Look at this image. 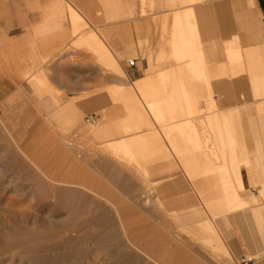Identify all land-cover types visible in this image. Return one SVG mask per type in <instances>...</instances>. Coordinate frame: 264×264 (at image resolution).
<instances>
[{"label": "rangeland", "instance_id": "1", "mask_svg": "<svg viewBox=\"0 0 264 264\" xmlns=\"http://www.w3.org/2000/svg\"><path fill=\"white\" fill-rule=\"evenodd\" d=\"M51 4L53 9H68L74 32L68 35L66 41L63 35L52 34V43L62 48L53 50L52 55L43 62L55 63L63 58L59 65L67 64L68 76L67 82L62 81V84H67L68 95H77L68 99V105L71 103L75 107H80L85 101L98 100L100 101L99 111L85 113L81 122H71L67 115L61 112L44 113L40 107V101L46 96L50 97L56 105L60 103V92L57 88L59 82L50 81L44 68L36 74H19L16 71L13 73L15 81L12 84L19 91V96L5 103L0 102L2 110L0 116V254L3 264L38 263L35 260L39 258V253H32L16 245L19 239L16 232H31L29 237L33 235L36 237L39 234L41 237L49 235V237L53 235L57 237L61 234H66L68 237H83L82 232L74 234L69 232L70 235L67 231L66 226L68 227L70 222L72 224L69 217H66L67 210L70 208L68 206L72 204L71 208L76 209L78 203L80 205L86 203L84 199L86 196L90 200L94 194L96 196L99 194L103 199L107 198L108 202H112L114 206L127 209V216L124 219L126 231H138V237H145L146 241L152 242L150 244L145 241L143 246L149 244L158 246V254L161 258L158 261L162 262L161 264H166L164 258L174 260L175 264H241V260L231 251L229 230L223 226L221 219L212 217L213 206L209 204L215 203L222 195L219 191L217 176L208 174L200 178H191L188 175L182 167L180 157L174 152L170 143L171 139L164 133V127L169 129L174 127L172 130L178 134L179 123L177 122L181 119L165 122L160 117L156 118L148 103L149 99L160 98L157 95L162 94L163 91L161 89L137 91L131 85V81L125 79L118 67L115 70L101 55L98 44L110 46L114 53L116 51L108 40L109 35L99 28L108 19L91 18V10L105 13L122 10L123 3L118 0H67V2L53 0ZM70 7H73L76 13ZM77 12L84 15V18L77 17ZM49 20L55 21L54 18ZM89 32L97 35L98 44L83 38V35ZM40 36L43 37L44 34ZM122 37V34L115 35V38L120 41ZM132 59H128V64ZM179 61L185 62L187 59L180 58ZM120 66L126 72L123 59L120 60ZM186 68V65H180L175 76L178 80L175 82L179 83V87L181 84L187 86L188 92L185 91V93H187L188 104L184 105L183 109L179 108L180 111L183 110V114H174V116L179 118V115H184V118H190L193 127L201 132L205 127L208 132H217L222 129L223 132L230 133L227 126L235 127L237 121L240 124L243 121L249 127L247 132L252 133L254 132L253 124L259 120L264 121V114H220L218 92L212 90L211 98L215 104L210 106L207 84L204 80L192 76ZM39 77L44 81L45 86L50 88L40 89L37 82ZM108 78H110V86ZM121 89L132 91L133 99L139 104L134 110L138 111L143 118L140 123L134 124L140 128L117 136L114 135V131L111 136L95 135L96 128L102 127L103 122L108 121V118L115 122V119L126 118L132 113L122 102L124 97L118 92ZM181 94L183 93L179 90L174 98H181ZM215 115L220 117V123L213 120ZM90 116L96 117L95 123L86 122V118ZM153 132L155 134L149 140L133 139L134 135L146 136ZM255 137L257 138V134ZM122 138L125 141H121ZM120 141L126 142L128 151L122 150L124 145L121 147ZM150 141L154 143L156 154H149L145 150V143ZM255 148L257 149L258 146ZM135 149L140 152L137 153ZM162 149L163 152H161ZM236 155L239 160L243 159L242 146H237ZM201 157L206 158L205 155ZM263 164L264 162L259 167H254L251 172V174L254 173L255 183L251 190L247 189L250 196H258L263 187L260 183L261 176H259L262 172L264 174ZM242 169L249 175L248 170L244 167ZM250 175L252 185V175ZM47 178L57 183L50 182ZM65 181L75 185L69 186ZM177 181L183 182L181 190H187V193L159 192V189ZM84 186L92 190L93 195L83 190L86 189L83 188ZM44 187L47 189H42ZM54 187L57 190L69 192L73 190V192L82 193L83 191L87 195L84 197L82 194L84 201L81 203L80 192V194H69V196L68 193H63L64 196H62L61 192H52ZM99 195L94 199H98L104 206L98 217L104 216L102 212L105 210V213L109 215L105 223L109 224L110 229L104 230L100 221L96 226L97 233L101 237H125L115 219L114 208L106 205L104 201L107 200L99 198ZM185 198L188 199L187 202ZM260 204L264 206V201ZM194 209H199L204 218H216L214 223L218 224L220 238L225 247L213 246L214 242L210 237L202 233L198 224L194 223L195 218L188 221L190 225L188 229L181 227L183 221L177 220L176 215L191 212ZM235 215L240 219L241 228L246 237H258L264 243V233L258 230L250 209L237 212ZM79 219L77 221L79 223L85 221V217H82L80 221ZM111 226L114 228L113 231ZM78 242L70 244L66 250L60 248L58 251L51 250L47 255L54 259L57 254L56 258L66 256L65 264H102L99 261L103 258L102 256L97 258V262L95 261L97 254L91 244Z\"/></svg>", "mask_w": 264, "mask_h": 264}, {"label": "crops", "instance_id": "2", "mask_svg": "<svg viewBox=\"0 0 264 264\" xmlns=\"http://www.w3.org/2000/svg\"><path fill=\"white\" fill-rule=\"evenodd\" d=\"M52 1L0 0V102L5 103L19 96V91L12 84L15 71L19 74H36L44 68L50 81L59 82L60 103L56 105L46 96L40 101L42 111L49 114L65 113L71 122H81L85 113L99 111L100 101H85L80 107L71 103L68 105V99L77 95H68L67 84H62V81L67 82V64L59 65L63 58L55 63L43 62L52 55L53 50L62 48L52 43V34L63 35L66 41L68 35L74 32L68 9H53ZM118 1L123 3L122 10L108 13L91 10L90 14L91 18L108 19L99 28L109 35L108 40L116 52H112L110 46L98 44L97 35L91 32L83 35V38L98 44L108 65L115 70L118 67L125 79L131 81V85L136 87V83L139 84L140 89L137 91H163L157 95L160 98L149 99L148 103L156 118L160 117L165 122L181 119L177 122L179 127H175L178 134L172 130L174 127H164V133L171 139L174 152L180 157L188 175L191 178L208 174L217 176L222 195L209 206H213L212 217L221 219L223 226L229 230V245L233 255L241 260V264H264V243L258 237H246L240 219L235 215L250 209L258 230L264 233V206L260 204L264 201L263 172L259 175L263 185L259 195L250 196L247 190H251L255 183L254 173L251 174L254 167L264 162V121L253 124L252 133L247 132L249 127L243 121L241 124L237 121L235 127L227 126L230 133L222 129L208 132L205 127L201 132L193 127L190 118L174 116L182 113L183 110L179 108L183 109L188 104L185 93L187 86L181 84L179 87V83L175 82L180 65H186L187 72L207 84L210 106L215 104L211 98L212 90L218 92L220 114H264V0ZM70 9L75 12L73 7ZM77 17L83 19L84 15L77 12ZM50 18L55 21L52 22ZM42 33L43 37L40 36ZM116 34L123 35L121 41L115 38ZM129 58L133 59L128 64ZM180 58H186L187 61L180 62ZM121 59L126 72L120 66ZM37 82L40 89L50 88L45 86L40 77ZM108 84L110 86V78ZM179 90L183 94L181 98L175 99ZM118 92L124 97V105L133 103V108L135 103L139 105L133 99L132 91L121 89ZM130 97L134 102L129 101ZM132 113L126 118L115 119V122L108 118L109 133L114 131L115 136L120 135L121 129L125 128L123 130L126 131L129 125L133 127L131 132L140 128L134 123L141 122V114L135 110ZM130 119L133 120L131 123ZM213 120L221 122L217 115ZM118 124H122V128ZM114 129L119 131L118 134ZM154 134L134 135L133 139L146 141ZM174 138L176 141H172ZM120 140L125 141L124 138ZM145 145L147 152L150 150L149 154H156L152 141ZM237 146H242L244 150L242 160L236 155ZM153 148L155 153L151 152ZM202 155L206 158H202ZM243 167L252 175V185ZM182 185V181H177L159 189V192L187 193V190H181ZM185 201L188 199L185 198ZM193 218L198 225L212 226L218 238L221 237L218 224L214 223L216 218H204L199 209L176 215L177 220L183 221L181 227L185 229L190 227L188 221ZM221 244L225 247L222 240Z\"/></svg>", "mask_w": 264, "mask_h": 264}, {"label": "bare ground", "instance_id": "3", "mask_svg": "<svg viewBox=\"0 0 264 264\" xmlns=\"http://www.w3.org/2000/svg\"><path fill=\"white\" fill-rule=\"evenodd\" d=\"M94 38V37H93ZM95 40V39H94ZM97 41V40H96ZM104 50V48H102ZM106 49V48H105ZM105 52V51H103ZM108 53V52H107ZM110 53V52H109ZM104 55H106L104 53ZM109 55V54H108ZM111 57H112V54H110ZM109 57V56H108ZM116 60V59H115ZM137 88L136 90H139L140 89V85L136 83V87ZM130 102H132L133 100H131V97H130ZM134 102V101H133ZM126 104V103H125ZM129 104V103H128ZM133 105V103H131ZM131 104L129 106H131ZM135 106L134 107H138V105L135 103L134 104ZM126 106V105H125ZM127 105V107H129ZM130 108V107H129ZM133 109L134 111V108L131 106L130 110ZM132 112V111H131ZM133 114V113H132ZM138 114V113H137ZM140 114V113H139ZM138 114V115H139ZM138 115L136 117H138ZM104 116V115H103ZM107 116V115H106ZM141 119H142V116L140 115ZM138 117V118H140ZM132 118V117H131ZM137 119V118H136ZM121 120V119H120ZM131 120L130 119V123H131ZM124 121H122L123 123ZM140 123V121H138ZM119 123V121H118ZM124 124V123H123ZM128 124H126L127 126ZM117 126L121 127L122 128V124L120 126V124H118ZM116 126V127H117ZM115 127V128H116ZM140 127V126H139ZM114 128V127H113ZM120 128V129H121ZM135 128H137V126H135ZM119 129V130H120ZM125 130V128H123ZM123 129H121V132H118L121 134H125L126 132H131L133 130V127H131L130 125L128 126V128L126 129V131H124ZM132 129V130H131ZM116 131V129H114ZM123 130V131H122ZM110 129H108V121H105L103 122V126L102 127H99V128H96V130L94 131V134L97 135V136H111V134L113 133H109ZM116 131V133L118 134V132ZM113 132V131H112ZM116 135V134H115ZM119 135V134H118ZM140 137V136H139ZM97 138V137H96ZM136 142V141H135ZM134 142V143H135ZM130 144V143H128ZM133 144V143H131ZM122 145H124V147H122ZM126 145V142L125 143H122L121 142V147H122V150L124 152L128 151L129 148ZM119 147V146H118ZM120 147V148H121ZM141 148V147H140ZM116 149V147H115ZM132 149V148H131ZM136 150V149H135ZM134 150V152H135ZM141 150V149H140ZM146 152H147V149L145 148ZM117 151V149H116ZM150 151V150H149ZM148 151V153H149ZM133 152V151H131ZM130 152V153H131ZM136 152H140V151H137ZM135 152V153H136ZM144 152V151H143ZM151 152L155 153L154 151V148L153 150H151ZM129 153V154H130ZM132 154V153H131ZM131 156V155H130ZM134 156V155H133ZM47 177V176H45ZM39 178V177H38ZM46 179V178H45ZM48 181L50 182H54L53 179H48ZM66 182V181H65ZM71 182V181H70ZM54 183H57L56 181ZM68 182H66L67 184ZM41 184V183H40ZM38 184V185H40ZM69 184V183H68ZM71 185H75L74 184H69V186ZM79 185V183L77 184V186ZM83 185V184H82ZM81 185V186H82ZM43 186V185H41ZM60 186V185H59ZM79 186V188L81 187ZM74 187V186H73ZM39 188V187H37ZM46 187L42 188V189H45ZM83 188H86L85 186ZM47 189V188H46ZM54 191L52 192H61L62 193V196L63 193H68V196L69 194H78L80 191L78 192H73V190H71L70 192L68 190H57L55 187L53 189ZM83 190H87L89 193L91 192L92 193V190L90 191V189L86 188V189H83ZM64 191V192H63ZM86 191V192H87ZM38 192V191H37ZM42 192V190H41ZM51 192V190H50ZM51 192V193H52ZM49 193V195L51 194ZM81 193V192H80ZM79 193V194H80ZM40 194V193H39ZM54 194V193H53ZM83 191L82 193L80 194V198L81 200H79L81 203L84 201V199H86V203H82L80 205V203H78V208L76 209H73L71 208V206L69 205L68 207V216H66L67 218L69 217V219L72 221V224L70 222V225L67 227V223H66V228H67V231L68 233L71 232V233H77V232H82L84 233L83 234V237L81 235V237H68L66 236V234H61V235H57V237H55V235H53V237H41V235L39 234L38 236L34 237V235L32 237H29L31 232L28 233L27 231H19V232H16L17 235H18V244L16 243L17 246H20L22 248H24L25 250H28V251H31L32 253L34 252H37L40 254L39 258H36L35 261H37L39 264H50V263H55V264H65L64 261L67 260L66 256L65 257H61L59 256L58 258H56L58 256L54 258H50L47 253L48 252H51V250H57L60 248L61 250H66L70 247V244L74 243V242H78V241H81L82 244L83 243H87V244H91L92 247H94L95 249V252L97 254L96 256V260H98L97 258L99 256H102L103 258L101 260H99L102 264H161L159 260L160 256L158 254V250H159V247L158 246H155V245H150L152 242L151 241H146V238L145 237H138V231H126L125 229V224L124 222V219L126 218L127 216V209L126 208H123L121 206H117V205H113L112 202H108L107 198L103 199L102 196H100L99 194V198L102 197L103 200H107V201H104L106 203V205H110L114 208V213H115V219L118 223V225L121 227V230L123 231L125 237H101L97 231H96V226L100 223L101 221V225L105 228H102V230H109L110 226L109 224H107V222L105 223V221H107L106 219H108L107 217H109V215L107 213H105V210L104 212H102L104 216H102L101 218L98 217V215H101L99 214L100 213V210L102 209L103 210V206L104 205H101L99 203V200L98 199H94L95 197L98 198L95 194L94 196L92 197V199L90 198V200L88 199L89 197H87V193L86 195L84 194V199L82 198L83 197ZM61 195V194H60ZM89 195V194H88ZM91 195V194H90ZM93 195V193H92ZM34 196V195H33ZM46 196V195H45ZM44 196V197H45ZM54 196V195H53ZM67 196V195H66ZM75 196V195H74ZM73 196V197H74ZM79 196V195H78ZM52 197V196H51ZM91 197V196H90ZM71 198V197H70ZM10 199V198H9ZM63 199V198H62ZM98 200V202H97ZM88 201V202H87ZM111 201V200H110ZM102 203H104L102 200H101ZM65 203V202H64ZM68 203V202H67ZM112 203V204H111ZM39 205V204H38ZM67 206V205H66ZM73 207V206H72ZM15 208V207H14ZM26 208V207H25ZM109 208V207H107ZM106 209V208H104ZM112 209V208H111ZM67 214V213H66ZM82 217H85V221L84 222H77L78 219L82 218ZM114 218V217H113ZM68 219V220H69ZM79 219V221H80ZM112 219V218H111ZM69 220V221H70ZM201 232L204 233L205 235H207V237H210V239L214 242L213 246H222L221 244V240H219L218 236L217 235V232L216 230L212 227V226H205V225H198ZM114 229L112 226H111V230ZM20 230V229H19ZM41 231V230H40ZM113 231V230H112ZM64 232V231H63ZM115 232V231H114ZM35 233V231H34ZM107 233H110V232H107ZM113 233V232H111ZM55 234V233H54ZM57 234V233H56ZM60 234V233H59ZM70 234V233H69ZM105 234V233H104ZM103 234V235H104ZM26 236V237H20V236ZM29 235V236H28ZM48 235V234H46ZM71 235V234H70ZM117 235V234H116ZM43 236V235H42ZM66 236V237H64ZM130 236V237H128ZM161 238V237H160ZM6 240V239H5ZM164 240V239H163ZM146 241V243L150 242L149 245H144L143 246V243ZM156 241V240H155ZM159 241V240H157ZM154 242V241H153ZM64 243V244H63ZM68 243V244H67ZM79 243V242H78ZM160 243V242H159ZM158 243V244H159ZM67 244V246H66ZM75 244V243H74ZM145 244V243H144ZM157 244V243H156ZM162 244V243H161ZM62 246V248H61ZM84 246V245H83ZM11 250V249H10ZM17 252V251H16ZM52 254V253H51ZM56 255V254H55ZM73 256V255H72ZM70 259V257H69ZM68 259V260H69ZM161 259V258H160ZM166 264H175L174 263V260L172 261V259H163ZM70 261V260H69ZM97 262V261H96ZM37 263V264H38ZM93 263V262H92ZM95 263V262H94ZM0 264H3V260H2V256L0 254ZM21 264V263H20Z\"/></svg>", "mask_w": 264, "mask_h": 264}, {"label": "built area", "instance_id": "4", "mask_svg": "<svg viewBox=\"0 0 264 264\" xmlns=\"http://www.w3.org/2000/svg\"><path fill=\"white\" fill-rule=\"evenodd\" d=\"M131 64H133V63H131ZM1 114H2V110L0 108V116H1ZM86 122L89 124H93L96 122V117H94V116L87 117Z\"/></svg>", "mask_w": 264, "mask_h": 264}]
</instances>
